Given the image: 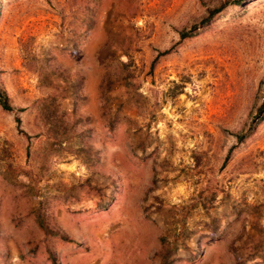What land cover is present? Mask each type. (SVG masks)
<instances>
[{
    "label": "rangeland",
    "instance_id": "374dc122",
    "mask_svg": "<svg viewBox=\"0 0 264 264\" xmlns=\"http://www.w3.org/2000/svg\"><path fill=\"white\" fill-rule=\"evenodd\" d=\"M0 90V264H264V0H0Z\"/></svg>",
    "mask_w": 264,
    "mask_h": 264
},
{
    "label": "trees",
    "instance_id": "16d2710c",
    "mask_svg": "<svg viewBox=\"0 0 264 264\" xmlns=\"http://www.w3.org/2000/svg\"><path fill=\"white\" fill-rule=\"evenodd\" d=\"M243 1H245V0H233V3L240 4ZM229 3L230 2L227 1V2L223 3L222 5H220L216 8L210 9L209 14L207 16V19H210L213 16H215L218 12H220ZM180 35L182 38H185L188 36L187 32H181ZM0 105L2 106L3 109H6V110H12L13 109V107L11 106V104L9 102V98H8L7 94L5 93V91H2V90H0ZM262 111H264V102L259 107V113H261ZM259 117H260V115H259ZM239 139L241 140L242 136H240Z\"/></svg>",
    "mask_w": 264,
    "mask_h": 264
}]
</instances>
